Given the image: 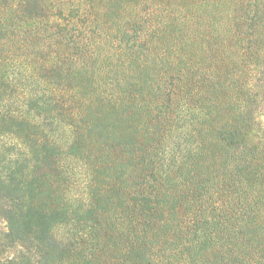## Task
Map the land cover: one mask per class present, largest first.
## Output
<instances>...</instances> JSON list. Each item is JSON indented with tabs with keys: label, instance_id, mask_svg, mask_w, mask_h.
<instances>
[{
	"label": "trees",
	"instance_id": "obj_1",
	"mask_svg": "<svg viewBox=\"0 0 264 264\" xmlns=\"http://www.w3.org/2000/svg\"><path fill=\"white\" fill-rule=\"evenodd\" d=\"M0 264H264V0H0Z\"/></svg>",
	"mask_w": 264,
	"mask_h": 264
}]
</instances>
